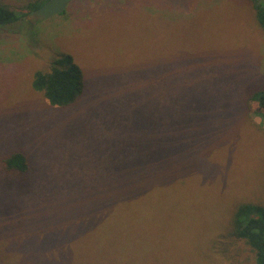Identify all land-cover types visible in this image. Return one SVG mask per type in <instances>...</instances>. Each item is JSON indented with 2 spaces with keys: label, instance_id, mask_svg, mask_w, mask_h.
Returning a JSON list of instances; mask_svg holds the SVG:
<instances>
[{
  "label": "rangeland",
  "instance_id": "obj_1",
  "mask_svg": "<svg viewBox=\"0 0 264 264\" xmlns=\"http://www.w3.org/2000/svg\"><path fill=\"white\" fill-rule=\"evenodd\" d=\"M0 2L18 17L0 29V264H255L228 237L237 203L264 206L251 1L73 0L48 19H27L43 0ZM63 54L84 88L57 107L32 78Z\"/></svg>",
  "mask_w": 264,
  "mask_h": 264
},
{
  "label": "trees",
  "instance_id": "obj_2",
  "mask_svg": "<svg viewBox=\"0 0 264 264\" xmlns=\"http://www.w3.org/2000/svg\"><path fill=\"white\" fill-rule=\"evenodd\" d=\"M48 0H43L46 2ZM254 10L257 24L264 32V0H250ZM28 3L25 7L29 8ZM18 20L16 11L11 6L0 2V29ZM32 87L39 92L43 98L52 106H67L75 102L82 94L84 84L83 75L79 67L74 63L72 56L63 54L55 57L50 62L47 70H38L32 78ZM246 106L249 114L257 113L264 118V88L247 95ZM256 107V110L254 109ZM254 110V111H253ZM264 132V125L262 127ZM3 163L9 172L19 174H29V163L27 157L22 153H12ZM133 196V195H132ZM132 196L129 197L131 201ZM82 202H89L91 195L85 194ZM108 214L110 224L119 219L115 212L116 205L121 203L123 196L120 191H108ZM83 203V204H86ZM87 214L83 215V220L87 219ZM90 214L91 227L95 224V219ZM82 223H85L84 221ZM228 237L242 240L253 253L255 264H264V206L252 202L237 203L230 221ZM109 230H111L109 228Z\"/></svg>",
  "mask_w": 264,
  "mask_h": 264
},
{
  "label": "water",
  "instance_id": "obj_3",
  "mask_svg": "<svg viewBox=\"0 0 264 264\" xmlns=\"http://www.w3.org/2000/svg\"><path fill=\"white\" fill-rule=\"evenodd\" d=\"M73 0H48L41 7L27 15V19H48L64 12L66 6Z\"/></svg>",
  "mask_w": 264,
  "mask_h": 264
}]
</instances>
